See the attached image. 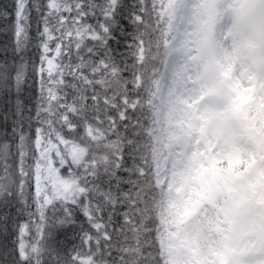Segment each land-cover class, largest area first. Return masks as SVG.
<instances>
[{
	"label": "snow or ice",
	"instance_id": "snow-or-ice-1",
	"mask_svg": "<svg viewBox=\"0 0 264 264\" xmlns=\"http://www.w3.org/2000/svg\"><path fill=\"white\" fill-rule=\"evenodd\" d=\"M0 37V264H264V0H12Z\"/></svg>",
	"mask_w": 264,
	"mask_h": 264
},
{
	"label": "trees",
	"instance_id": "trees-1",
	"mask_svg": "<svg viewBox=\"0 0 264 264\" xmlns=\"http://www.w3.org/2000/svg\"><path fill=\"white\" fill-rule=\"evenodd\" d=\"M12 3V0H0V7H3L5 5H10ZM33 17H35V13L33 12ZM35 29H36V21L35 18L31 21V27L29 29V36L35 37ZM2 38V37H0ZM30 50L35 51L34 45L30 44ZM121 51H125L124 49H121ZM31 72V69H29ZM3 106L0 105V134H3L5 131L9 132L11 131V119L7 121V128L4 127V120H3ZM5 209L0 208V215L4 213ZM11 219L9 220V233L7 234V238L5 239V235L3 233H0V246L7 244L9 248L12 246V241L16 239V229L15 225L17 223H22L25 220H27L26 215L17 216L15 207L11 209ZM58 240L60 241V248L62 251H70L75 245L76 247L80 246L79 239H73V233L71 230H68L66 233H59L58 234Z\"/></svg>",
	"mask_w": 264,
	"mask_h": 264
}]
</instances>
